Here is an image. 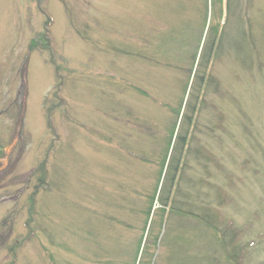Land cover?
<instances>
[{
	"label": "rangeland",
	"instance_id": "1",
	"mask_svg": "<svg viewBox=\"0 0 264 264\" xmlns=\"http://www.w3.org/2000/svg\"><path fill=\"white\" fill-rule=\"evenodd\" d=\"M188 115L180 193L207 181L264 264V0H0V264H230L193 220L145 226Z\"/></svg>",
	"mask_w": 264,
	"mask_h": 264
},
{
	"label": "trees",
	"instance_id": "2",
	"mask_svg": "<svg viewBox=\"0 0 264 264\" xmlns=\"http://www.w3.org/2000/svg\"><path fill=\"white\" fill-rule=\"evenodd\" d=\"M217 39L215 38L212 40L208 47V55L206 58L205 67L210 63L212 54L214 52L215 45L217 44ZM203 77L200 78V82L203 81ZM201 85V83H200ZM193 113V112H192ZM191 115V114H190ZM188 115V117H182L181 121H186L189 126H185L182 130L181 134H177L176 140L178 141L179 151H177V155L174 161H167V151L170 145L168 144V148L164 157V160L160 164V171H159V181L162 179L164 175L163 182L161 184L160 193L156 197V190L158 189L160 182L156 185L155 190L151 196L148 197V208L145 212V226L148 223L150 217V234H152L153 230V223L156 220V223L162 226L165 223V220L170 221L172 215L178 217L180 219H190L197 222L199 225H202L204 229L212 231L213 234L216 236L227 260L230 264H243V255H240L241 252L244 251L245 246L248 245H239V239L241 236V232L238 229H235L233 223L229 222L231 225L227 226V228L219 229L217 224H215L216 216L213 213L215 210L212 205H208L209 202L207 199L203 197L206 195V192H203L205 185L207 186V181H204L202 178L193 179L189 178L188 182H186L187 190H182L185 192L180 193V190L183 188L184 184V173L185 170L188 169L187 162L184 163L183 161V154L185 146L187 145L188 141V132L189 127H191L192 123V116ZM173 133V131H172ZM173 137V134L170 137V141ZM205 164H209L207 160H202ZM40 168H42L40 166ZM187 173V172H186ZM43 174V173H42ZM44 177V176H43ZM197 184V186H192L191 184ZM181 188V189H180ZM191 188V189H190ZM198 192V193H196ZM203 199V200H201ZM154 202H157L159 208L155 210L154 214L151 216V210L153 208ZM191 203H195L193 208H191ZM210 207V208H208ZM218 212V211H217ZM213 214V215H212ZM157 225V224H156ZM149 228V227H148ZM141 246V242L137 243L136 253L133 256L132 264H136L138 258V252ZM14 246L10 248V252L14 251ZM145 249V248H144ZM214 262V260H213ZM153 258L149 257V259L144 264H152ZM141 261L139 260V263ZM143 264V263H142ZM215 264H219L217 261Z\"/></svg>",
	"mask_w": 264,
	"mask_h": 264
}]
</instances>
